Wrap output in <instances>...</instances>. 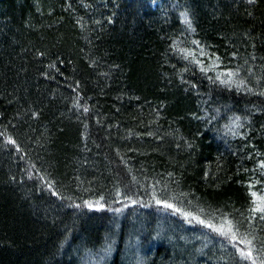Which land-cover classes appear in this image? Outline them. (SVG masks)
<instances>
[{
	"label": "trees",
	"instance_id": "16d2710c",
	"mask_svg": "<svg viewBox=\"0 0 264 264\" xmlns=\"http://www.w3.org/2000/svg\"><path fill=\"white\" fill-rule=\"evenodd\" d=\"M262 93L264 0H0V264H264Z\"/></svg>",
	"mask_w": 264,
	"mask_h": 264
},
{
	"label": "snow or ice",
	"instance_id": "6c2138e0",
	"mask_svg": "<svg viewBox=\"0 0 264 264\" xmlns=\"http://www.w3.org/2000/svg\"><path fill=\"white\" fill-rule=\"evenodd\" d=\"M250 2H251V0H250ZM201 70L204 71L203 68ZM232 75H233L232 72L227 73L228 77H231ZM217 79H219V77H217ZM221 83H230V80H221ZM262 95H264V93H262ZM261 167H264V164H262ZM252 195L254 197H256V199L253 201L254 207L251 209V211L260 213V218L264 219V196L257 197V194L255 192H253ZM157 202L160 203V201H157ZM164 206L168 207V208L173 207V205L168 204L167 202H164ZM185 215L187 216V215H191V214L186 213ZM193 218L197 219L198 223H200V224L204 225L205 227L211 229L213 232L219 234L220 236H222L226 239H229V241L232 243L233 247H236L235 242L237 241V231H236L235 225L233 224L232 221L227 220L224 223L217 225L215 223H212L211 221L201 220V219L196 218V217H193ZM241 242L248 245L247 250L238 249V251L240 252L241 258L252 259V264H256V260L252 256L251 241L248 240L246 237H244L241 240Z\"/></svg>",
	"mask_w": 264,
	"mask_h": 264
},
{
	"label": "rangeland",
	"instance_id": "374dc122",
	"mask_svg": "<svg viewBox=\"0 0 264 264\" xmlns=\"http://www.w3.org/2000/svg\"><path fill=\"white\" fill-rule=\"evenodd\" d=\"M102 254H104L105 252L104 251H101Z\"/></svg>",
	"mask_w": 264,
	"mask_h": 264
}]
</instances>
